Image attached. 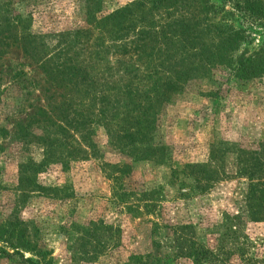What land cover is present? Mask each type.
I'll return each mask as SVG.
<instances>
[{
	"label": "rangeland",
	"instance_id": "obj_1",
	"mask_svg": "<svg viewBox=\"0 0 264 264\" xmlns=\"http://www.w3.org/2000/svg\"><path fill=\"white\" fill-rule=\"evenodd\" d=\"M133 1L101 0L98 16ZM210 1L223 11L220 18L243 31L241 49L250 53L264 45V26L232 8L235 0ZM11 7L10 17L27 21L25 31L41 52L28 56L12 47L0 57V227L20 224L25 237L49 255L38 262L27 252L21 253L22 257L12 254L0 258V264H122L131 254L151 252L153 241L169 246L168 224L192 225L196 239L211 247L222 234L219 224L229 220L226 215L240 210L246 181L236 172L238 152L264 149V75L221 83L224 78L213 71L187 82L179 93L160 96L153 128L146 137L152 155L145 161L130 162L120 155L107 143L101 127H94L89 137L92 147L85 149L86 144H79L86 151L84 160H57L56 149L44 158L43 140L38 139L57 137L53 129L62 99L55 98L39 61L45 58L51 66L60 49L57 35L84 25L83 3L13 0ZM21 29L17 27V31ZM63 100L66 117L60 121H71L78 100L71 93ZM44 107L52 114L49 120L40 115L39 109ZM80 136L77 132L74 139ZM158 146L162 149L155 148ZM122 164L131 170L122 180L123 189L136 193L129 201L153 203L152 214H143L138 206L141 212L135 215L116 202L114 193L120 188L111 178V166ZM202 164L212 168L216 178L207 191L194 194L189 191L191 181L184 168ZM141 192L146 196H138ZM154 218L160 228L152 234L149 221ZM92 224L111 226L118 235L112 250L88 259L77 245ZM236 230L248 256L264 259V223L242 217ZM0 248L11 254L1 243ZM25 258L31 261L25 262ZM177 263L189 264L183 260Z\"/></svg>",
	"mask_w": 264,
	"mask_h": 264
},
{
	"label": "trees",
	"instance_id": "obj_2",
	"mask_svg": "<svg viewBox=\"0 0 264 264\" xmlns=\"http://www.w3.org/2000/svg\"><path fill=\"white\" fill-rule=\"evenodd\" d=\"M78 1L83 3L84 25L57 35L60 49L52 58L55 61L49 66L44 58L38 65L45 67L43 73L53 85L55 98L62 99L56 108L58 123L53 129L57 137L38 139L43 140L40 144L44 158L56 149L57 160H84L86 151L79 144H86L85 149L92 147L89 137L94 127H101L107 143L120 155L130 162L145 161L152 155L146 137L153 128L160 96L179 93L187 82L203 79L213 71L224 78L221 83L249 81L264 75V45L250 53L241 49L243 31L220 18L223 11L210 0H134L103 16H98L101 0ZM12 2L0 0V57L12 47L35 57L40 50L25 31L27 21L9 15ZM232 8L264 26V0H235ZM17 27L22 28L21 32ZM70 93L78 100V110L73 109L71 121H60L66 117L63 99ZM39 112L46 120L52 115L45 107ZM77 132L81 136L75 140ZM111 168V178L120 188L114 193L116 202L126 211L132 209L130 212L135 215L141 212L138 206L143 214H152L153 203L137 199L134 204L129 200L136 193L123 189L122 180L130 175V167L122 164ZM184 170L191 181L189 191L194 194L207 191L216 178V172L204 164L186 165ZM236 172L246 181L240 210L226 215L229 222L219 224L222 234L215 237L211 247L196 239L192 225L168 224L165 228L170 236L169 246L153 241L151 252L131 254L122 264H178L179 260L189 264H231L236 260L239 264H264V259L248 256L236 230L242 217L252 223H264V149L239 151ZM149 223L155 234L160 228L157 219ZM117 235L111 226L98 228L92 224L79 238L77 250L91 259L97 253L112 250ZM25 236L20 224L1 226L0 243L11 254L0 248V258L12 254L22 257L21 253L27 252L38 262L43 261L48 252ZM232 258L234 261L230 262Z\"/></svg>",
	"mask_w": 264,
	"mask_h": 264
}]
</instances>
